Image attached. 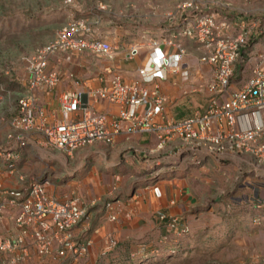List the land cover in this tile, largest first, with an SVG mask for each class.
<instances>
[{"label": "built area", "instance_id": "1", "mask_svg": "<svg viewBox=\"0 0 264 264\" xmlns=\"http://www.w3.org/2000/svg\"><path fill=\"white\" fill-rule=\"evenodd\" d=\"M220 7L180 0L164 13V22L168 21L170 28L166 29V35L151 38L150 49L136 68L134 78L125 81L120 71L115 70L110 79L101 77L100 85L93 89H65L58 95V116L46 120L37 104V91H49L61 79L58 70L48 67L50 54L61 51L64 58L70 59L74 53L88 51L111 59L118 48L99 29L103 21L99 12L105 9L104 4L98 6L97 12L61 24L52 38L24 60L26 86L17 97L19 112L8 121V137L15 134L18 141L25 144L23 132L35 127L46 144L70 153L94 141L111 143L122 131L153 132L158 137L157 147H162L168 136L176 134L189 149H204L216 155L226 151L249 154L253 170L258 169L264 164V51L249 46L256 23L222 10L229 7ZM182 38L200 51L198 61L210 69L205 82L192 85L193 91L205 89L208 97L203 110L174 117L166 110L169 97L158 80L166 78L168 72L190 80L188 51ZM140 49V45L134 44L122 54L132 58ZM252 59L251 74L240 88L232 89L231 78L237 63L243 65ZM0 89L6 91L3 86ZM102 101L117 104L118 111L108 113L99 108ZM37 115L43 119L35 124ZM5 158L9 160L7 166L13 170L14 154L7 152ZM49 184L47 176L21 188H5L0 183V220L7 206L18 208L15 217L18 231L9 236L0 233V251L24 249L29 241L39 255L67 256L72 262L88 253L91 240L75 238L71 233L87 216L84 199L76 193L58 198L49 192ZM152 190L156 196L161 195L158 185ZM154 216L164 229L160 241L165 255L181 251V238L190 232L186 219L162 210H156ZM110 217L114 219L115 215ZM114 245V240H107L104 250ZM147 248V244L141 243L132 254H145ZM148 252L156 253L157 249ZM17 258L9 256L12 262Z\"/></svg>", "mask_w": 264, "mask_h": 264}, {"label": "crops", "instance_id": "2", "mask_svg": "<svg viewBox=\"0 0 264 264\" xmlns=\"http://www.w3.org/2000/svg\"><path fill=\"white\" fill-rule=\"evenodd\" d=\"M43 24L41 20L37 22V31ZM168 26V21L156 20L141 21L133 26L119 25V37L112 39L118 48L111 59L94 56L88 51L74 53L70 59L64 58L61 51L51 53L48 67L58 70L61 79L51 90L37 91V104L42 108L44 118L51 120L58 116V95L65 89H93L100 85L101 77L110 79L115 70L120 71L121 79L125 81L134 78L136 68L150 49L151 38L166 35ZM55 30L53 26V32ZM102 32L106 34V29ZM54 35L55 32L51 38ZM182 42L188 51L186 62L190 65V80L172 72L158 80L169 97L166 110L174 117L203 110L208 97L205 89L193 91L192 85L205 82L210 69L198 61L200 51L189 40L182 38ZM134 44L141 46L139 54L132 58L123 56L122 53ZM252 65L253 59L243 65L237 63L231 78L232 89L243 85L251 74ZM12 70L7 80H3L6 91L0 89V183L5 188H21L34 179L47 176L50 180L48 190L56 197L71 193L81 195L87 216L72 228L71 233L78 239L89 238L91 244L84 257L72 262L67 256L39 255L27 241L24 249L0 251V264H92L96 258L104 256L107 240L115 241L109 257L126 255L129 261L131 253L141 243L150 248L164 245L160 241L164 229L154 216L156 210L182 215L193 228L195 206L199 205L200 198L198 188L200 183L210 179L207 174L211 167L233 164L244 171L264 174V164L253 170L249 154L226 151L216 155L204 149H189L176 134L168 136L163 146L157 147L158 137L153 132L122 131L111 143L94 141L68 153L46 144L42 134L32 127L23 132L25 144H21L15 134L8 137L10 127L7 124L8 119L19 112L17 97L25 89L27 72L25 66L20 68L16 64ZM3 82H0L1 87H4ZM98 107L108 113L118 111V105L113 102L102 101ZM42 119L37 115L35 124ZM7 152L14 154L13 170L7 166ZM154 185L159 186L160 196L154 194ZM17 213L18 208L13 206H7L3 211L0 220L3 236L18 231ZM111 214L115 215L114 219ZM187 239L188 236H184L181 242ZM11 255L18 257L16 261H10Z\"/></svg>", "mask_w": 264, "mask_h": 264}, {"label": "rangeland", "instance_id": "3", "mask_svg": "<svg viewBox=\"0 0 264 264\" xmlns=\"http://www.w3.org/2000/svg\"><path fill=\"white\" fill-rule=\"evenodd\" d=\"M179 1L0 0V82L7 80L13 65L23 68L26 56L46 43L58 26L97 12L100 4H104L105 9L99 12L103 19L99 29H106L107 37L114 43L112 39L116 40L121 32L119 25L133 26L149 20L164 22V13ZM196 1L204 7H229L222 10L256 23L249 46L264 51V0ZM39 20L44 24L37 31ZM53 26L56 27L54 32ZM3 85L6 89L4 82ZM209 172L210 179L199 185L195 223L181 251L132 263L126 255L109 257L112 252L109 248L92 264H264V174L244 171L233 164L211 167Z\"/></svg>", "mask_w": 264, "mask_h": 264}, {"label": "trees", "instance_id": "4", "mask_svg": "<svg viewBox=\"0 0 264 264\" xmlns=\"http://www.w3.org/2000/svg\"><path fill=\"white\" fill-rule=\"evenodd\" d=\"M190 230H191V228H190ZM188 234L186 235V237L188 236ZM181 245H182V247H184L185 246V242L182 241ZM162 246L164 247V245H162ZM149 248L150 247L148 245L147 249L149 250ZM156 249H157L156 253H149L148 250H147V252H145V254L134 255V254L131 253V256H130L131 258H130V260L128 262L138 263V262L145 261V259L149 260V259L156 258V257H159V256L164 258V257L167 256V255H165V249L164 248L158 246V247H156Z\"/></svg>", "mask_w": 264, "mask_h": 264}]
</instances>
